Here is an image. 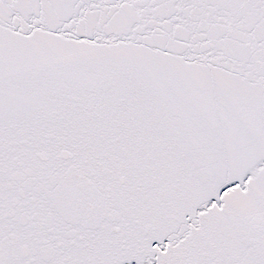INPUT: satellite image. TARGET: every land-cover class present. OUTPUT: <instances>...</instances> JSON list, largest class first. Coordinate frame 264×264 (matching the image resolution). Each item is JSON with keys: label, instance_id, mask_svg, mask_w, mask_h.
<instances>
[{"label": "snow or ice", "instance_id": "obj_1", "mask_svg": "<svg viewBox=\"0 0 264 264\" xmlns=\"http://www.w3.org/2000/svg\"><path fill=\"white\" fill-rule=\"evenodd\" d=\"M0 264H264V0H0Z\"/></svg>", "mask_w": 264, "mask_h": 264}]
</instances>
